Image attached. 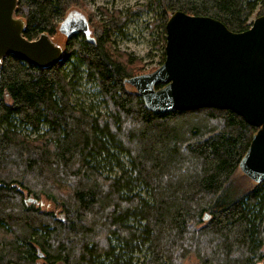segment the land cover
I'll return each instance as SVG.
<instances>
[{
	"label": "trees",
	"instance_id": "trees-1",
	"mask_svg": "<svg viewBox=\"0 0 264 264\" xmlns=\"http://www.w3.org/2000/svg\"><path fill=\"white\" fill-rule=\"evenodd\" d=\"M151 5L159 10L160 65L175 12L233 33L247 30L255 11L264 15V0ZM72 11L86 17L93 42L65 40L50 68L12 55L0 62V264H263L264 181L233 190L257 129L229 110L149 111L125 83L144 74L140 61L110 41L129 15L102 10L104 20L93 22L84 0H18L15 17L33 41L60 35ZM78 75L97 89L104 112L72 103ZM111 164L118 175L105 174ZM140 187L146 197L134 192ZM43 199L58 215L40 207Z\"/></svg>",
	"mask_w": 264,
	"mask_h": 264
},
{
	"label": "water",
	"instance_id": "water-1",
	"mask_svg": "<svg viewBox=\"0 0 264 264\" xmlns=\"http://www.w3.org/2000/svg\"><path fill=\"white\" fill-rule=\"evenodd\" d=\"M17 1L0 0V62L12 55L37 68L52 67L62 60L64 48L47 34L33 41L24 38L25 23L15 17ZM58 33L65 40L82 35L94 41L78 11L62 19ZM164 54L155 70L125 83L155 114L214 108L240 116L257 129L240 171L254 184L263 182L264 15L255 17L247 30L233 33L215 19L175 12L165 24ZM157 85L161 87L155 89Z\"/></svg>",
	"mask_w": 264,
	"mask_h": 264
},
{
	"label": "rangeland",
	"instance_id": "rangeland-1",
	"mask_svg": "<svg viewBox=\"0 0 264 264\" xmlns=\"http://www.w3.org/2000/svg\"><path fill=\"white\" fill-rule=\"evenodd\" d=\"M150 2L151 0H84L85 8L91 14L93 22L101 19L104 20L101 14L102 10H106L109 14L118 11L122 17L129 15L124 27L121 31L114 32L110 36V41L115 49L140 61L138 69H140L142 73H149L155 70L160 65L161 60L159 39L161 30L154 27V23L158 20L159 10L152 5L147 7ZM143 8L144 10H142ZM135 11L137 12L136 14H134ZM255 17L256 11L249 21L252 22ZM54 40L63 47L65 41L63 36L57 35L54 37ZM72 61L75 65L78 64V61L75 59H72L71 62ZM82 68L83 67H81V70ZM75 81L77 86L72 96V103L85 108L93 115L104 112L105 104L102 103L97 89L91 83H88L84 76L78 75ZM121 160L125 166L128 165V159L124 155L121 156ZM111 171L112 174H119L118 170L114 168V165H105V174L111 173ZM252 186L253 182L244 174L239 173L236 176L233 190L235 193H239L242 190L250 189ZM134 192H140L143 197L147 196L144 187H140ZM41 204L40 207L43 210L54 211L55 214L58 215L59 209H56L52 203L43 199ZM143 255V253L136 254L135 258L141 261ZM262 263L264 264V259ZM185 264L200 263L195 258H189L186 260Z\"/></svg>",
	"mask_w": 264,
	"mask_h": 264
},
{
	"label": "flooded vegetation",
	"instance_id": "flooded-vegetation-1",
	"mask_svg": "<svg viewBox=\"0 0 264 264\" xmlns=\"http://www.w3.org/2000/svg\"><path fill=\"white\" fill-rule=\"evenodd\" d=\"M79 36H82V35H79Z\"/></svg>",
	"mask_w": 264,
	"mask_h": 264
}]
</instances>
